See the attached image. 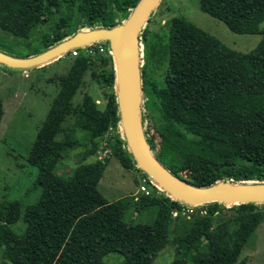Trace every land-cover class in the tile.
Returning <instances> with one entry per match:
<instances>
[{"label": "trees", "instance_id": "1", "mask_svg": "<svg viewBox=\"0 0 264 264\" xmlns=\"http://www.w3.org/2000/svg\"><path fill=\"white\" fill-rule=\"evenodd\" d=\"M140 0H0V25L12 28L24 14L29 30L38 28L51 14L57 21L42 35L32 54L41 53L84 27H113L122 23ZM200 8L224 21L238 33H262L250 52H238L183 16L170 21L166 86L158 88L142 67L143 89L150 102L143 105V123L152 116L160 140L148 130L147 140L159 161L174 174L189 172V182L209 186L221 180L264 182V0H200ZM65 7L72 14H65ZM148 29L142 36L146 39ZM107 55L78 54L38 130L27 161L37 167L41 194L23 211L17 200L0 204V251L10 264H107V252L124 256L121 264H153L173 236L176 255L172 264H236L254 231L264 221L259 203L227 206L204 204L205 214L173 217L180 202L162 192L110 201L99 190L110 158L79 163L63 179L58 164L77 140H61L64 122L71 117L88 132L94 154L110 129L114 153L128 169L141 170L129 150L122 127L116 90V71L110 44ZM77 48V49H81ZM99 65V66H98ZM98 67L101 69L97 72ZM104 86L106 108L100 109L90 94L78 105L74 97L87 72ZM0 113H3L1 105ZM163 120L164 122H160ZM136 210L156 207L151 223L125 220L130 204ZM23 219L24 232L11 225ZM177 221L193 222L172 232Z\"/></svg>", "mask_w": 264, "mask_h": 264}, {"label": "rangeland", "instance_id": "2", "mask_svg": "<svg viewBox=\"0 0 264 264\" xmlns=\"http://www.w3.org/2000/svg\"><path fill=\"white\" fill-rule=\"evenodd\" d=\"M199 3L200 0H162L145 25L148 33L146 39L141 36L143 56L141 63L143 66L146 64V75L155 81L158 88L167 84L165 74L169 59L170 21L174 16L185 17L218 38L227 47L238 52H250L262 40V33H238L231 30L224 21L204 12ZM65 12L67 16L72 14V10L67 7H65ZM56 21L57 16L51 14L41 26L29 30L22 13L16 27L6 28L0 25V49L14 56H28L32 54L31 50L42 35L50 31ZM83 29L90 28L84 27ZM80 53L92 56L98 53L107 55L110 50L104 41H99L83 46L81 49H71L61 57L39 66L13 68L0 63V107L1 105L3 107V113H0V204L4 201L17 200L24 211L28 205L35 203L39 198L41 188L37 184L38 169L27 161V157L38 130L45 121L59 91V78L66 74L72 60ZM100 69L98 67L97 72ZM94 70L95 68L90 69L85 75L84 83L74 97V104L78 105L85 94H90L98 107L105 109L107 100L104 86L99 81L98 74H93ZM143 100L146 110L145 103L150 102V99L145 92ZM145 121V130H148L155 140L159 141L160 136L156 131V122L152 116L148 115ZM68 134L78 143L59 162L56 170L57 178L68 177L79 163H89L99 158L109 157V163L99 183V190L110 201L122 197L128 200L141 197L143 193L139 190V186L144 172L141 169L139 172L136 169L125 168L121 164L109 144V139L114 136V129H110L101 139L99 149L87 157L85 153L92 148L90 138L87 136L88 132L77 127L72 117L64 122V131L58 135V138L64 140ZM181 178L189 181L190 173H181ZM162 192L164 191H158L155 188L154 195L160 196ZM166 194L170 196L169 193ZM135 206L134 202L130 204L125 216L127 222L137 224L151 223L155 220L156 207H146L139 212ZM258 209L264 211V203H260ZM201 211L204 214L208 209L204 205L196 208L197 214H202ZM192 223L176 220L172 225L173 234L178 232L183 225L190 226ZM11 228L22 233L26 224L23 219H20L11 225ZM172 239L173 236L167 246L158 253L153 264L173 263L176 245ZM102 260L107 264H121L124 256L120 253L107 252L103 254ZM0 264H10L2 258L1 251ZM236 264H264V221L245 244Z\"/></svg>", "mask_w": 264, "mask_h": 264}, {"label": "water", "instance_id": "3", "mask_svg": "<svg viewBox=\"0 0 264 264\" xmlns=\"http://www.w3.org/2000/svg\"><path fill=\"white\" fill-rule=\"evenodd\" d=\"M162 0H140L131 14L113 27L81 29L55 46L35 55L18 57L0 49V63L13 68L39 66L61 57L71 49L108 41L115 63L116 90L121 127L137 167L177 201L197 206L222 202L264 203V182L221 180L209 186H196L174 174L155 156L143 123V73L141 36L151 14Z\"/></svg>", "mask_w": 264, "mask_h": 264}, {"label": "built area", "instance_id": "4", "mask_svg": "<svg viewBox=\"0 0 264 264\" xmlns=\"http://www.w3.org/2000/svg\"><path fill=\"white\" fill-rule=\"evenodd\" d=\"M101 50H103L102 47H101ZM155 188H157L158 191H163L154 183V181L150 178V176H148L145 173L144 174L142 173V177L140 179L139 190L144 195L152 196L155 194L154 193ZM199 206L201 205L193 206V205L180 202V206H177L176 208H174L172 215L173 217H191L193 214L196 213V208ZM201 213L203 214V211H201Z\"/></svg>", "mask_w": 264, "mask_h": 264}]
</instances>
